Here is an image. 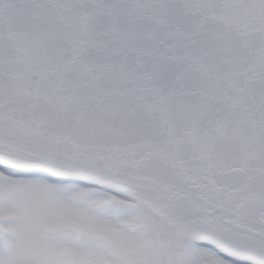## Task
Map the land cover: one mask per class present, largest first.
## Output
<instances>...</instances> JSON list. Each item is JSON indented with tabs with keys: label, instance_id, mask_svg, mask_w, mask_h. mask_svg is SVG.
I'll list each match as a JSON object with an SVG mask.
<instances>
[{
	"label": "snow or ice",
	"instance_id": "obj_1",
	"mask_svg": "<svg viewBox=\"0 0 264 264\" xmlns=\"http://www.w3.org/2000/svg\"><path fill=\"white\" fill-rule=\"evenodd\" d=\"M0 264H264V0H0Z\"/></svg>",
	"mask_w": 264,
	"mask_h": 264
}]
</instances>
